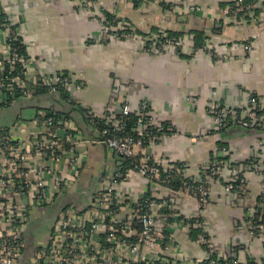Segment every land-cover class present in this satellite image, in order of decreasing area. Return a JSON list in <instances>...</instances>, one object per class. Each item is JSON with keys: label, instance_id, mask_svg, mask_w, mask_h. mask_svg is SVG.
<instances>
[{"label": "crops", "instance_id": "obj_1", "mask_svg": "<svg viewBox=\"0 0 264 264\" xmlns=\"http://www.w3.org/2000/svg\"><path fill=\"white\" fill-rule=\"evenodd\" d=\"M233 1L95 0L96 9L90 12L82 8L79 0H0V4L10 15L17 37L25 46L27 83L34 85L46 77L67 73L72 77L70 98L91 116L101 119L117 116L122 103H128L132 113L142 102L146 103L152 123L159 127L168 124L170 132L159 134L151 146L137 148L136 156L148 155L162 167L184 163L187 165L185 176L197 178L213 160L217 147L227 148L231 163L244 164L252 157L264 171V132L230 128L215 134L206 113L207 107L214 103L243 109L252 96L264 105V7L256 22L241 20L233 24L226 21L223 13ZM260 2L264 4V0ZM190 4L198 6L199 11L186 12L184 8ZM103 12L124 19L147 37L158 31L190 34L191 30H202L213 46L209 45L214 57L204 51L190 55L189 50L174 48L160 54L146 53L138 40L108 37L100 24ZM6 39L0 29L1 54L8 49ZM248 43L252 44L249 53L245 49ZM79 83L83 84L82 89L75 88L74 84ZM40 84L46 86L44 82ZM50 94L38 104L39 108L49 105L61 110L60 104L47 98ZM2 95L0 99L4 102L6 98ZM24 97L26 100L12 104L19 112L26 111L24 107L33 102L30 96ZM39 111L33 120H24L18 112L5 125L9 128V137L25 146L39 136L41 128L35 122ZM70 120L85 141L78 145L81 166L75 182L68 191L54 193L43 207L28 208L30 221L26 231L31 224L44 226L42 222L51 218L47 228L36 234L43 242L47 240L43 246L47 245L50 230L58 218L54 221L55 212L72 208L82 219L92 197L112 185L114 192L124 198H138L148 192L150 196H167L180 218L201 222L187 230L176 225L174 217L165 216L164 223L160 224L163 239L158 242L162 245L159 248L162 256L179 261L200 259L205 255L199 241L203 231L216 254L241 264H264V242L251 237L247 225L249 211L261 190L260 175L247 172L245 188L228 192L225 189L228 167H219L208 178V202L200 207L183 190L170 191L139 175L123 174V178L112 181L122 158L93 142L97 130L92 120L88 126L80 115L73 114ZM57 133L65 136L63 128L57 129ZM27 157L30 164L44 165L43 159L33 152ZM46 164L66 172L69 162ZM22 260L23 257L20 264Z\"/></svg>", "mask_w": 264, "mask_h": 264}, {"label": "built area", "instance_id": "obj_2", "mask_svg": "<svg viewBox=\"0 0 264 264\" xmlns=\"http://www.w3.org/2000/svg\"><path fill=\"white\" fill-rule=\"evenodd\" d=\"M151 1L160 3L164 0ZM79 2L89 12L96 9L95 0ZM259 7H264L260 0L253 3L236 0L228 4L223 13L226 21L233 24L246 20L247 17L251 22H256L254 10ZM184 9L186 12L199 11V7L194 4L187 5ZM177 11L181 13L182 10ZM0 16H3L0 28L6 35L8 47L4 54L0 53V94L6 99L14 98L16 91L22 92L23 96H31L36 90V84H29L25 80L28 56L22 57L13 47L12 42L17 38L16 30L10 15L1 4ZM100 22L101 27L107 30L109 25L107 26L103 14ZM110 25L111 37L117 40H138L142 50L149 54H160L174 48L179 51L189 50L190 55L197 51L212 55L208 38L198 48L193 46L190 34L172 36L165 31H158L146 37L148 42L145 43V40L136 35L133 26L124 19L114 16ZM245 49L248 53L251 52L252 44L248 43ZM17 68H20L19 71ZM40 81L44 82L50 93H55L58 85L63 86L67 92L72 87V80L62 76H49ZM74 86L82 89L83 84ZM192 100L195 105L196 101ZM206 111L212 120L215 134L230 128L264 132V105L257 97H250L243 109L214 103ZM130 114L132 111L128 103H122L118 115L111 119L103 118L100 128L92 121L97 130V137L93 142L113 150L123 161L137 158L136 149L151 146L162 131L161 127L152 123L146 103L139 105L134 113L137 120L128 129ZM35 122L41 131L39 136L28 142L29 146L18 143L9 135L0 134V264H20L24 234L30 221L28 208L43 207L54 193L68 191L73 186L76 172L81 166L77 155L78 145L85 141L81 139L80 131L72 120L39 113ZM59 128L65 131L64 137L58 135ZM152 128L159 133H153ZM31 152L39 155L44 165L30 164L27 156ZM228 154L226 147H217L206 170L197 178L184 182L181 190L195 198L200 207H204L210 193L208 178L218 172L219 167H228L225 184L228 192L239 191L246 186L247 172L260 175L261 190L256 204L249 211L247 225L249 235L264 242V171H261V166L255 159L244 164L231 163ZM64 160L69 162L66 172L46 164H58ZM186 167L184 163L162 167L159 161L150 156H140L124 173L120 166L112 176V181L123 178V174L139 175L149 182L166 186L171 175L185 177ZM164 212L169 213L167 216L174 217V223L183 229L192 230L194 226L201 224L200 221L192 222L180 218L175 212L172 200L167 196L124 198L116 194L112 185H109L104 192L94 197L82 219L72 208L60 213L50 230L47 245L34 250L33 264H241L216 254L203 231L199 235V241L205 255L200 259L179 261L162 256V251L159 250L162 245L158 242L163 239L160 224L162 221L164 223ZM134 222L140 225L139 231L133 228Z\"/></svg>", "mask_w": 264, "mask_h": 264}, {"label": "trees", "instance_id": "obj_3", "mask_svg": "<svg viewBox=\"0 0 264 264\" xmlns=\"http://www.w3.org/2000/svg\"><path fill=\"white\" fill-rule=\"evenodd\" d=\"M133 1L135 3H138V0H133ZM235 1H233V2H231L229 4H232ZM244 2L253 3V2H256V0H244ZM262 10H263L262 7H259V8L254 10V15L256 16L257 20H259V17H260V14H261ZM103 15H104V18H105V22H107V26L109 25L107 30H106V34H107L108 37H110L111 36L110 33L112 32V30L110 28L111 27L110 22H111L112 18L115 15L107 13V12H103ZM2 20H3V16H0V23L2 22ZM245 21L246 22H251L250 20H248V17H247V19ZM135 32L142 40H145V43L148 42V40L146 39L147 36L137 32V30H135ZM167 33L169 35H172V36H182L183 35V32L167 31ZM188 33H190V35L192 36V42H193V46L194 47H198V48L201 47L203 45L204 39L207 38L206 34L202 30H198V29L197 30H191ZM12 45H13L14 48H16L18 50V53L22 57H26L27 54H26L25 46L22 44L21 40L18 37L16 38V40L14 42H12ZM210 46H212V44ZM212 56L214 57L213 52H212ZM19 69L20 68H17V71H19ZM20 71H23V70H20ZM55 75L56 76L67 77L70 80L72 78L67 73H57ZM48 93H50V92H49L47 86H44L43 84L41 85L40 83H37L35 92H33V94L29 98L31 100H33L34 102H37L38 104H40V103L44 102L45 97L48 96ZM51 95H54V96H56L59 99L60 109H61V107H62V109L61 110H57V109H54L53 107H51L49 105L40 106V108L38 109V110H40L39 113H45L48 116L64 117L65 119H70L71 116L73 114H75L77 116L80 115L82 118H84L88 124L90 123V120H92L93 122H96L95 124H96L97 128H100L103 125V120L101 118H97L95 116H91L83 108H81L77 103H75L70 98L68 92L63 88V86L58 85L57 88H56V92L50 94L49 96H51ZM253 97H255V96H253ZM23 99L26 100L25 97L23 96L22 92L16 91L15 97L12 98V99L7 98L3 102V104L0 105V109L1 110L2 109H7V108L11 107V105L14 104V102L24 101ZM30 99H27V100H30ZM64 106H66L65 110L63 109ZM74 108H76L75 111H73ZM136 120H137V116L134 113L130 114L129 120L127 122L128 129L132 128L134 126ZM161 128H162V131L160 132V134H167V133L170 132V131H168V129H169L168 124L162 125ZM8 130H9L8 127L0 128V134L4 135V136L5 135L8 136ZM151 131H153V133L156 132V130L153 129V128L151 129ZM156 133H159V132H156ZM138 159H139V157L129 159L128 161H122V165H121L122 166V172L124 173L131 165L135 164V162ZM252 159L253 158L250 157V159L247 162H249ZM247 162H244V163H247ZM131 163H133V164H131ZM176 165H179V163L176 164ZM162 174L166 175L165 173H162ZM191 179H193V178L192 177H186V176L183 177L181 175H171L169 177V179H168V184L166 186H164V187H166L170 191H179V190L182 189L183 183L186 182V181H190ZM243 188H245V186ZM148 196H150L149 192L144 194V197H148ZM163 214L167 216V214H169V213L168 212H164ZM31 219H33V217ZM39 228L40 227H38V229ZM133 228L136 231H139L140 225H138L137 222L136 223L134 222ZM45 234L47 235L48 233L46 232ZM35 238H37V235H35L33 239H35ZM40 238L41 237H38L36 239L35 244H34V247H35L34 250L36 248H38V247L39 248L40 247H45L43 245L46 244L47 240L45 242H43L44 240H42V238L41 239ZM24 241H25V237H24ZM24 241H23V248H22L23 256H24V246H25V242ZM213 256L215 257V254H213ZM22 264H33V260H32L31 257H30V259H27L24 256L23 260H22ZM248 264H253V262H249Z\"/></svg>", "mask_w": 264, "mask_h": 264}, {"label": "water", "instance_id": "obj_4", "mask_svg": "<svg viewBox=\"0 0 264 264\" xmlns=\"http://www.w3.org/2000/svg\"><path fill=\"white\" fill-rule=\"evenodd\" d=\"M47 98L59 104V99H57L54 95H51ZM24 108H26L25 109L26 111L23 110L22 112H19L17 111V109H15V105H12L10 110L0 111V128L6 127L5 125H7L9 121H11L12 119H15V117L18 116V112L20 114V117L22 116L24 120H33L37 113L39 106L37 102L33 101L31 105H28V107H24ZM65 108L66 106L63 107L64 110ZM75 110L76 108L73 109V111ZM82 119H83L84 125L88 126L86 120L84 118ZM93 197H92V201L94 200ZM61 211L62 209L55 212L54 221L56 220V218L58 217ZM26 235H27V231H26ZM34 243H35L34 239L29 238V236H25L24 256L27 259H30V257L32 256V250L34 248ZM24 256L22 255V257Z\"/></svg>", "mask_w": 264, "mask_h": 264}, {"label": "flooded vegetation", "instance_id": "obj_5", "mask_svg": "<svg viewBox=\"0 0 264 264\" xmlns=\"http://www.w3.org/2000/svg\"><path fill=\"white\" fill-rule=\"evenodd\" d=\"M51 220L50 217L46 218L45 221H43L42 223H44V226H42L43 224H31V226H29L28 230H27V235L29 236V238H34V236L37 233H41V231H43V229L47 228V226L49 225V221ZM38 227H40L38 229Z\"/></svg>", "mask_w": 264, "mask_h": 264}]
</instances>
